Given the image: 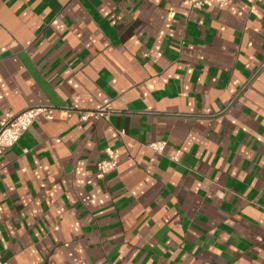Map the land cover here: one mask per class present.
<instances>
[{
	"label": "crops",
	"instance_id": "1",
	"mask_svg": "<svg viewBox=\"0 0 264 264\" xmlns=\"http://www.w3.org/2000/svg\"><path fill=\"white\" fill-rule=\"evenodd\" d=\"M192 1L0 0V260L264 264V0Z\"/></svg>",
	"mask_w": 264,
	"mask_h": 264
},
{
	"label": "built area",
	"instance_id": "2",
	"mask_svg": "<svg viewBox=\"0 0 264 264\" xmlns=\"http://www.w3.org/2000/svg\"><path fill=\"white\" fill-rule=\"evenodd\" d=\"M229 0H195L192 1L193 8L212 7L214 4L224 5ZM150 56L154 59L161 57V53H151ZM53 107L35 106L30 107L20 112H7L3 119L0 120V154L7 148L14 146L26 131L30 129L34 121L40 116L45 115L48 119L53 118ZM114 112L108 106H102L95 111L84 112L81 115L83 120L90 117H103ZM167 145L166 141H156L148 145V148L154 152L162 153ZM177 155L173 157L177 159ZM119 164V155L111 148L105 150V157L97 163V178H104L106 174L117 169ZM0 264H7L6 261L0 260Z\"/></svg>",
	"mask_w": 264,
	"mask_h": 264
}]
</instances>
